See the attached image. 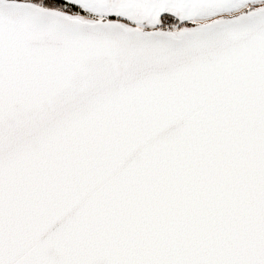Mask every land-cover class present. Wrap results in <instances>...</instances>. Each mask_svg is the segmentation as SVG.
<instances>
[{
  "label": "snow or ice",
  "instance_id": "1",
  "mask_svg": "<svg viewBox=\"0 0 264 264\" xmlns=\"http://www.w3.org/2000/svg\"><path fill=\"white\" fill-rule=\"evenodd\" d=\"M0 264H264V0H0Z\"/></svg>",
  "mask_w": 264,
  "mask_h": 264
}]
</instances>
